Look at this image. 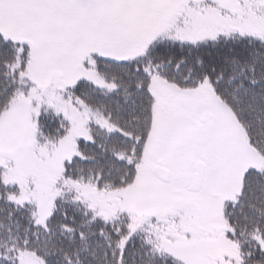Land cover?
Here are the masks:
<instances>
[{
  "label": "snow or ice",
  "instance_id": "6c2138e0",
  "mask_svg": "<svg viewBox=\"0 0 264 264\" xmlns=\"http://www.w3.org/2000/svg\"><path fill=\"white\" fill-rule=\"evenodd\" d=\"M0 264H264V0H0Z\"/></svg>",
  "mask_w": 264,
  "mask_h": 264
}]
</instances>
